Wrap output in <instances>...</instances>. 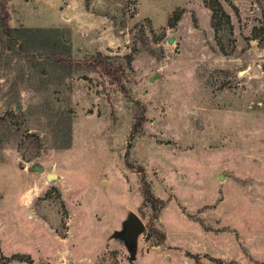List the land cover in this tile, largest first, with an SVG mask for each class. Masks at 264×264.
Listing matches in <instances>:
<instances>
[{
	"label": "rangeland",
	"instance_id": "obj_1",
	"mask_svg": "<svg viewBox=\"0 0 264 264\" xmlns=\"http://www.w3.org/2000/svg\"><path fill=\"white\" fill-rule=\"evenodd\" d=\"M218 1L219 32L204 0H8L33 38L0 30V264H264V0Z\"/></svg>",
	"mask_w": 264,
	"mask_h": 264
},
{
	"label": "trees",
	"instance_id": "obj_2",
	"mask_svg": "<svg viewBox=\"0 0 264 264\" xmlns=\"http://www.w3.org/2000/svg\"><path fill=\"white\" fill-rule=\"evenodd\" d=\"M7 2L8 0H0V30L8 36L18 37L20 39H32V33L28 28H12L9 26L8 22L10 19V13L7 8ZM204 2L208 7H210L211 10V25L215 32H219L230 23L229 15L224 11L218 0H204ZM178 16V13H174V15L171 17V20H177ZM37 31H40V29H37ZM260 34H262L264 37V23L261 26L254 28L252 37L257 38L260 36ZM53 55L56 61H62L70 66H86L95 70H99L102 74L108 76L112 82L117 84L121 83V80L124 76V68L121 64H114L113 62L106 60L100 55V53H96L94 56L82 59L80 61L72 59L66 54L53 53ZM141 122L142 117L138 116L131 127V135L139 130ZM140 182L141 193L143 196L142 203L143 205H149L151 207V217H157L163 202L152 194L149 189V184L145 180V176L143 174L141 175ZM12 258L21 260L23 257L19 255H13Z\"/></svg>",
	"mask_w": 264,
	"mask_h": 264
},
{
	"label": "water",
	"instance_id": "obj_3",
	"mask_svg": "<svg viewBox=\"0 0 264 264\" xmlns=\"http://www.w3.org/2000/svg\"><path fill=\"white\" fill-rule=\"evenodd\" d=\"M43 167H38L37 171H42ZM53 173H49L47 175L48 178L54 177ZM143 222L141 219L133 212L129 213L125 224H124V231L121 233H116L115 236L118 238L123 239L127 247H130L133 243L136 236L142 231L143 229ZM38 264H45L44 262H39Z\"/></svg>",
	"mask_w": 264,
	"mask_h": 264
}]
</instances>
